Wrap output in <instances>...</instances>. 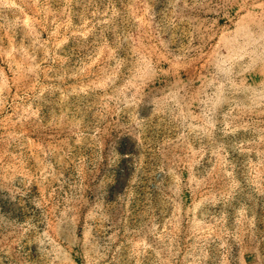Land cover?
Segmentation results:
<instances>
[{
  "label": "rangeland",
  "instance_id": "1",
  "mask_svg": "<svg viewBox=\"0 0 264 264\" xmlns=\"http://www.w3.org/2000/svg\"><path fill=\"white\" fill-rule=\"evenodd\" d=\"M0 264H264V0H0Z\"/></svg>",
  "mask_w": 264,
  "mask_h": 264
}]
</instances>
